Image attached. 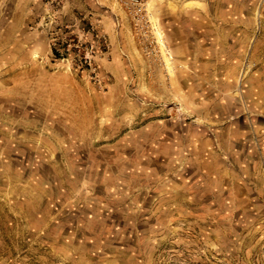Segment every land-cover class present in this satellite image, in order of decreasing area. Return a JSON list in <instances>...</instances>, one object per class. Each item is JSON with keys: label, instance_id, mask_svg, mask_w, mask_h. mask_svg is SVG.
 <instances>
[{"label": "rangeland", "instance_id": "374dc122", "mask_svg": "<svg viewBox=\"0 0 264 264\" xmlns=\"http://www.w3.org/2000/svg\"><path fill=\"white\" fill-rule=\"evenodd\" d=\"M0 264H264V0H0Z\"/></svg>", "mask_w": 264, "mask_h": 264}, {"label": "built area", "instance_id": "2783aa9c", "mask_svg": "<svg viewBox=\"0 0 264 264\" xmlns=\"http://www.w3.org/2000/svg\"><path fill=\"white\" fill-rule=\"evenodd\" d=\"M140 1L141 0H131V2L134 3V4H140Z\"/></svg>", "mask_w": 264, "mask_h": 264}, {"label": "trees", "instance_id": "16d2710c", "mask_svg": "<svg viewBox=\"0 0 264 264\" xmlns=\"http://www.w3.org/2000/svg\"><path fill=\"white\" fill-rule=\"evenodd\" d=\"M53 51H56V50L53 48Z\"/></svg>", "mask_w": 264, "mask_h": 264}]
</instances>
